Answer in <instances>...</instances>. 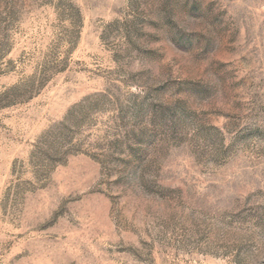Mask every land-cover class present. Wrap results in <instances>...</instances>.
<instances>
[{"label": "rangeland", "instance_id": "1", "mask_svg": "<svg viewBox=\"0 0 264 264\" xmlns=\"http://www.w3.org/2000/svg\"><path fill=\"white\" fill-rule=\"evenodd\" d=\"M0 264H264V0H0Z\"/></svg>", "mask_w": 264, "mask_h": 264}]
</instances>
